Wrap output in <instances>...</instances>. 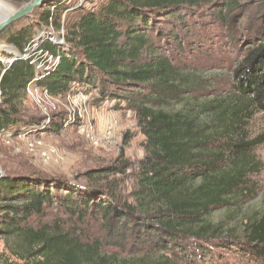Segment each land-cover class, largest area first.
I'll return each instance as SVG.
<instances>
[{
	"label": "trees",
	"instance_id": "trees-1",
	"mask_svg": "<svg viewBox=\"0 0 264 264\" xmlns=\"http://www.w3.org/2000/svg\"><path fill=\"white\" fill-rule=\"evenodd\" d=\"M68 1H52L38 25L8 37L24 56L36 27L59 31L64 13L74 18L67 48L52 40L41 47L56 63H43L41 51L0 64V134L21 126L57 132L64 121L21 116L27 85L51 97L77 86L134 113L144 158L126 196L125 162L84 172L85 184L0 178V239L14 264H189L207 257L211 242L264 264V202L238 230L211 219L250 194L258 170L253 152L264 131L254 138L247 122L257 112L264 124V0L250 26L251 46L230 74V93L212 98L202 96L211 77L189 68L184 56L196 19L228 27L237 0H92L78 8L79 0Z\"/></svg>",
	"mask_w": 264,
	"mask_h": 264
},
{
	"label": "rangeland",
	"instance_id": "rangeland-1",
	"mask_svg": "<svg viewBox=\"0 0 264 264\" xmlns=\"http://www.w3.org/2000/svg\"><path fill=\"white\" fill-rule=\"evenodd\" d=\"M29 1L0 0V10L5 4H11L15 9H19ZM90 1L92 0H79L81 3L76 7L89 6ZM102 2L103 0L100 3ZM260 4L259 0H237L234 10L227 15L228 27L222 26L223 24L211 17H201L194 22L196 27L191 30L193 38L188 41L184 61L189 68L196 67L211 77L210 90L203 92L202 96L212 98L230 93L233 83L230 74L246 55L247 47L251 46V40L247 39L250 35V26L258 15ZM61 18L60 32L52 30V27H36L35 35L37 36L34 35L32 47L29 52L25 51V57L39 55L43 44L50 40L67 48L65 34L74 18L67 13H64ZM32 20L33 18H29L24 22L28 23ZM37 23L38 20L29 22L28 25H38ZM25 26L27 24L18 25L0 41V46L5 47L0 49L2 66L10 64L12 59L18 57V51L8 44V37ZM20 55L23 56V54ZM41 55L43 63H49L44 53ZM41 63L39 62L38 66H42ZM50 63H53V60ZM96 100L95 91L86 93V90L77 86L65 97H51L39 89L36 91L34 88H29L20 107L21 116L27 120L36 119L46 124L53 120L58 123L64 121V123L61 122L62 128L57 132L37 126H21L18 130L1 133L0 173L2 174L0 178L54 176L85 184L82 176L84 172L113 167L120 162H125L127 170L121 179L124 184L122 195L126 196L133 187V175L144 158V137L137 127L134 113L128 110L124 103ZM247 124L254 138L264 131L262 117L257 112L252 113ZM253 153L258 163V170L249 177L252 184L250 194L240 199L237 206L219 208L211 215L213 221L221 222L224 227L240 229L242 219L252 217L263 207L264 143ZM206 247L210 254L190 261L189 264H257L250 260L247 252L238 247L216 249L213 242L206 244ZM191 250V246L186 248V251ZM14 263L15 259L9 255L0 239V264Z\"/></svg>",
	"mask_w": 264,
	"mask_h": 264
},
{
	"label": "water",
	"instance_id": "water-1",
	"mask_svg": "<svg viewBox=\"0 0 264 264\" xmlns=\"http://www.w3.org/2000/svg\"><path fill=\"white\" fill-rule=\"evenodd\" d=\"M54 0H30L27 4L15 9L11 4H5V6L0 10V41L8 36L12 30L16 29L18 25L21 26L28 25L29 22H35L39 19L42 14L43 9ZM32 19V21L24 22L27 19ZM4 46H0V49H4ZM10 48V47H9ZM12 48V47H11ZM18 57H22L19 53ZM15 59L10 61L9 66L13 63ZM2 173H0L1 175Z\"/></svg>",
	"mask_w": 264,
	"mask_h": 264
},
{
	"label": "built area",
	"instance_id": "built-area-1",
	"mask_svg": "<svg viewBox=\"0 0 264 264\" xmlns=\"http://www.w3.org/2000/svg\"><path fill=\"white\" fill-rule=\"evenodd\" d=\"M44 53V57H47L49 59V61L51 62L53 60V63H56L58 61V58H53L52 55H49V53L47 51L42 52V54ZM25 56V55H24ZM29 88H34L37 91V88L34 87L33 83H29L27 85V90L29 91ZM46 94V92H44Z\"/></svg>",
	"mask_w": 264,
	"mask_h": 264
}]
</instances>
